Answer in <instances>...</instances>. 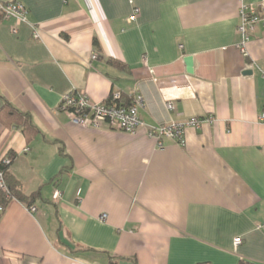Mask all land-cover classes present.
<instances>
[{"label": "crops", "instance_id": "crops-1", "mask_svg": "<svg viewBox=\"0 0 264 264\" xmlns=\"http://www.w3.org/2000/svg\"><path fill=\"white\" fill-rule=\"evenodd\" d=\"M15 1L39 38L0 19V109L34 128L1 110L0 161L39 195L0 217V264H264V24L245 53L236 32L240 3L264 0ZM69 90L140 94L145 126L209 119L160 149L145 126L77 124L58 109Z\"/></svg>", "mask_w": 264, "mask_h": 264}, {"label": "built area", "instance_id": "built-area-1", "mask_svg": "<svg viewBox=\"0 0 264 264\" xmlns=\"http://www.w3.org/2000/svg\"><path fill=\"white\" fill-rule=\"evenodd\" d=\"M139 10L134 7L129 20L132 22L136 19ZM239 22L236 26V32L239 34L240 41L238 49L245 53L246 43L250 40L251 32L255 29L258 23L264 24V5L263 4H243L240 3L239 9ZM0 19H11L16 24H28L32 30L33 38H39V28L37 24L31 23L28 20V9L21 2L1 1L0 0ZM12 33L17 32V27H12ZM181 47V46H180ZM92 59L96 58L92 54ZM119 92H114L113 100L119 98ZM143 106V98L140 94H136L131 99L130 104H111L105 101L92 103L89 101L88 96L84 92H74L73 90L67 91L62 95L58 104V109L68 113L74 122L84 127L98 128L106 126L113 130L127 132L134 134L140 128L145 126V123L139 115V109ZM166 109L171 111L173 104L166 102ZM264 118V114H260V119ZM209 118H188L185 121H171L168 123L158 124L155 126H145L147 135L156 140L157 147L162 149L164 144L162 139L169 137L176 140L178 143H184V132L187 127L196 128L203 121H208ZM9 158H4V162L8 163ZM0 188L5 189V185L0 173ZM54 199L59 198V191L55 190L53 194ZM35 207H28V211L34 212ZM4 208L0 206V213ZM102 215L100 218H104ZM242 242L241 238H235L233 243L238 245Z\"/></svg>", "mask_w": 264, "mask_h": 264}, {"label": "trees", "instance_id": "trees-1", "mask_svg": "<svg viewBox=\"0 0 264 264\" xmlns=\"http://www.w3.org/2000/svg\"><path fill=\"white\" fill-rule=\"evenodd\" d=\"M94 46L95 48H98V43L96 40H94ZM110 63L114 64L117 67H124L122 64L118 63L117 61L114 60H109ZM114 92H119V91H113L109 94V96L104 100L106 103L111 104L112 102H117V104H130L131 99L133 97L127 96L125 94H122L119 92V98L116 100H113V94ZM1 110H6V112L10 115L12 119V123L21 128L24 134H30L33 133V125L31 123V120L29 116L25 113L19 112L16 110L11 104L5 102L4 106L0 109ZM10 160L8 163L4 162V159L0 161V173L2 175V180L5 185V189L0 188V206L6 209L8 206L9 202L12 199H16L22 203H24L26 206L30 207L32 202L35 200V198L39 195L38 192H33L31 194H24L20 188L19 184L17 181H15L9 174L8 168L10 167L12 157L13 155L10 154L7 156ZM4 212V211H3ZM3 212L0 213V217L2 216ZM238 264H251L248 262H245L241 260Z\"/></svg>", "mask_w": 264, "mask_h": 264}, {"label": "water", "instance_id": "water-1", "mask_svg": "<svg viewBox=\"0 0 264 264\" xmlns=\"http://www.w3.org/2000/svg\"><path fill=\"white\" fill-rule=\"evenodd\" d=\"M185 65H186V70L187 72L191 73L193 71V61H192V57L191 56H185L183 59ZM246 73H250V71L246 72Z\"/></svg>", "mask_w": 264, "mask_h": 264}]
</instances>
